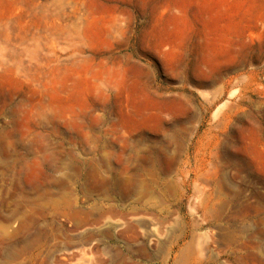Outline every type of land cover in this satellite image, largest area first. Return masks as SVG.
Segmentation results:
<instances>
[{"label": "rangeland", "instance_id": "374dc122", "mask_svg": "<svg viewBox=\"0 0 264 264\" xmlns=\"http://www.w3.org/2000/svg\"><path fill=\"white\" fill-rule=\"evenodd\" d=\"M0 264H264V0H0Z\"/></svg>", "mask_w": 264, "mask_h": 264}]
</instances>
